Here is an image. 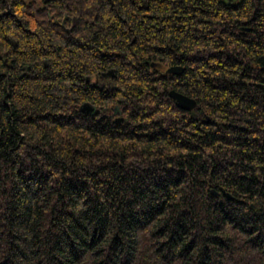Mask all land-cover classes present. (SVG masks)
Wrapping results in <instances>:
<instances>
[{"label":"trees","instance_id":"16d2710c","mask_svg":"<svg viewBox=\"0 0 264 264\" xmlns=\"http://www.w3.org/2000/svg\"><path fill=\"white\" fill-rule=\"evenodd\" d=\"M0 264H264V0H0Z\"/></svg>","mask_w":264,"mask_h":264},{"label":"water","instance_id":"95a60500","mask_svg":"<svg viewBox=\"0 0 264 264\" xmlns=\"http://www.w3.org/2000/svg\"><path fill=\"white\" fill-rule=\"evenodd\" d=\"M182 66L181 65H172L167 68V71L172 72V73H181L182 71ZM108 73H111V70L108 71ZM170 96L175 100V103L178 107L190 110L192 113H194L193 107L196 105V100L193 97H190L189 95L178 91L174 88H170L169 90ZM81 109L84 111H90L94 112L95 111V106L85 102L81 105ZM213 193H216L214 189L211 190ZM226 195L229 197L230 194L226 192Z\"/></svg>","mask_w":264,"mask_h":264}]
</instances>
